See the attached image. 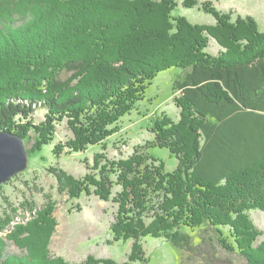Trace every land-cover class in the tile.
Listing matches in <instances>:
<instances>
[{"label": "trees", "instance_id": "16d2710c", "mask_svg": "<svg viewBox=\"0 0 264 264\" xmlns=\"http://www.w3.org/2000/svg\"><path fill=\"white\" fill-rule=\"evenodd\" d=\"M198 4L183 0L188 9ZM176 7L174 0H0V133L22 137L29 157L52 144L62 124L70 136L55 156L102 145L160 73L182 70L181 119L164 118L152 130L153 148L178 161L174 171L137 153L82 180L57 171L70 199L117 204L111 232L116 243L133 242L128 260L53 255L52 204L11 231L13 216L0 219V264H149L146 237L164 238L197 264H264V229L249 216L264 212V32L210 2L202 9L215 25L175 17ZM212 40L217 55L208 52Z\"/></svg>", "mask_w": 264, "mask_h": 264}, {"label": "rangeland", "instance_id": "374dc122", "mask_svg": "<svg viewBox=\"0 0 264 264\" xmlns=\"http://www.w3.org/2000/svg\"><path fill=\"white\" fill-rule=\"evenodd\" d=\"M197 1L199 4L196 8L188 9L183 6V0H174L177 7L173 16L185 17L192 24L215 25V18L202 9L203 4L210 2L219 11L230 14L233 20L238 17L253 18L264 32V0ZM219 49L216 41L212 40L208 52L217 55ZM181 74L182 70L178 68L160 73L148 87L145 99L138 102L134 110L119 122L118 133L85 153L65 152L60 157L54 155L55 145L70 136L66 125H59L57 137L52 144L33 153L31 157L28 154L26 170L0 185V219L7 215L14 218L9 231L16 225L28 223L40 210L54 204V217L58 226L51 243L53 255L63 257L71 263L82 262L89 255L112 259L118 263L126 262L133 242L116 243L111 232L117 204L101 201L94 195L70 199L61 190L57 171H64L69 176L82 180L87 175L96 173L100 167H108V162L126 160L136 153L164 162L168 172L174 171L178 161L168 150L153 148L155 135L152 130L164 118L174 123L180 121L182 111L176 103L180 92L175 89V82L180 79ZM43 115L44 112H38L36 121H42ZM112 179L116 181L115 177ZM120 189V186L114 185V195ZM249 216L259 229H264V212L255 210ZM190 233L197 235L196 231ZM141 243L149 264L198 263L194 258L188 259V254L177 250L164 238L146 237ZM9 250L20 253L12 245Z\"/></svg>", "mask_w": 264, "mask_h": 264}, {"label": "water", "instance_id": "95a60500", "mask_svg": "<svg viewBox=\"0 0 264 264\" xmlns=\"http://www.w3.org/2000/svg\"><path fill=\"white\" fill-rule=\"evenodd\" d=\"M28 166L24 139L11 132L0 133V185L8 182Z\"/></svg>", "mask_w": 264, "mask_h": 264}]
</instances>
